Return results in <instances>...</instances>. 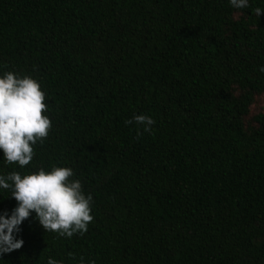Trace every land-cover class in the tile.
Wrapping results in <instances>:
<instances>
[{"label": "trees", "instance_id": "obj_1", "mask_svg": "<svg viewBox=\"0 0 264 264\" xmlns=\"http://www.w3.org/2000/svg\"><path fill=\"white\" fill-rule=\"evenodd\" d=\"M264 0H0V74L52 122L21 169H73L83 235L33 217L0 264H264ZM151 116L150 132L125 124ZM0 191V212L16 201ZM9 196V197H8Z\"/></svg>", "mask_w": 264, "mask_h": 264}, {"label": "clouds", "instance_id": "obj_2", "mask_svg": "<svg viewBox=\"0 0 264 264\" xmlns=\"http://www.w3.org/2000/svg\"><path fill=\"white\" fill-rule=\"evenodd\" d=\"M237 10L249 8V0H229ZM256 17L264 8L254 9ZM259 71L264 72V66ZM45 92L38 80L14 72L0 74V153L7 164L21 169L33 160L34 146L49 134L52 122L47 111ZM156 121L149 115L137 114L125 124H135L150 132ZM68 167L53 166L50 171L40 168L36 172L21 174L12 171L0 174V191H9L16 201L11 210L0 212V257L20 249L24 240L18 238L20 226L29 217L45 232L71 238L83 235L94 219L90 215L93 198L85 194L79 179ZM8 196V197H9ZM47 264H62L49 258ZM91 264H95L94 261Z\"/></svg>", "mask_w": 264, "mask_h": 264}, {"label": "rangeland", "instance_id": "obj_3", "mask_svg": "<svg viewBox=\"0 0 264 264\" xmlns=\"http://www.w3.org/2000/svg\"><path fill=\"white\" fill-rule=\"evenodd\" d=\"M256 110H263L264 109V97L260 98L257 102L255 107Z\"/></svg>", "mask_w": 264, "mask_h": 264}]
</instances>
